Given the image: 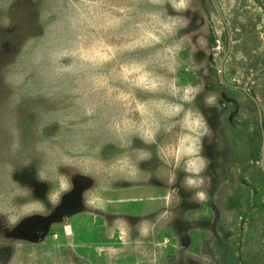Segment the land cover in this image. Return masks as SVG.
Wrapping results in <instances>:
<instances>
[{
  "label": "rangeland",
  "instance_id": "rangeland-1",
  "mask_svg": "<svg viewBox=\"0 0 264 264\" xmlns=\"http://www.w3.org/2000/svg\"><path fill=\"white\" fill-rule=\"evenodd\" d=\"M261 115L264 0H0V213L69 169L112 215L0 264H264Z\"/></svg>",
  "mask_w": 264,
  "mask_h": 264
},
{
  "label": "flooded vegetation",
  "instance_id": "flooded-vegetation-1",
  "mask_svg": "<svg viewBox=\"0 0 264 264\" xmlns=\"http://www.w3.org/2000/svg\"><path fill=\"white\" fill-rule=\"evenodd\" d=\"M240 89L243 90L247 96L252 94L242 87H240ZM249 98L251 97L249 96ZM260 119L261 127H263L264 121L262 124V120L264 119V116L260 117ZM262 133L264 135L263 131ZM66 171L67 172L64 173V176L66 177L67 183H65L63 188H60L61 191L55 199L52 198L54 188H52V186L47 182L34 180L32 185L27 186L31 198L41 205V209L39 211L25 215L23 213L18 215L14 214L13 217L11 215V211L0 213V250L11 249V247L16 244L14 242L16 240L30 241L37 239L36 241L38 243L36 245H43L45 242L44 239L47 240L50 237H55L57 240L60 239V242H62V240H66L67 244H69L68 240L71 239V245H74V241L77 239H82V241L87 242L88 245L94 246L98 243L99 235H106V229L98 225V223L105 220V226H108L107 222L110 218H112V215L92 206L89 201L90 194L95 190V187H97V185H95V180L92 178L91 174L82 175L77 173L75 170L70 171L69 169ZM124 183L130 185L131 183H135V179L131 181L125 180ZM121 187H125V185H121ZM17 198L19 201V197ZM141 200L147 202L151 199L141 198L140 201ZM133 201H137L139 206L140 202L138 199H133ZM21 202L24 201L20 200L19 203ZM214 208L217 213L216 215L218 216L220 212L217 207ZM78 215L88 217L92 223L87 224H90L92 228L94 225L95 229L93 228V230L96 231L93 236L89 237V241L83 237L80 225L77 226L74 223L75 219L79 217ZM212 229H215L216 231L215 225H213ZM78 230H80V233ZM19 243H21V245L29 244L24 242Z\"/></svg>",
  "mask_w": 264,
  "mask_h": 264
},
{
  "label": "water",
  "instance_id": "water-1",
  "mask_svg": "<svg viewBox=\"0 0 264 264\" xmlns=\"http://www.w3.org/2000/svg\"><path fill=\"white\" fill-rule=\"evenodd\" d=\"M217 1V0H216ZM227 24V23H226ZM230 38V37H229ZM249 96L252 98V100L256 103V105L258 106V109L260 110V112H261V108H260V104H259V102H258V100L252 95V94H249ZM261 117H262V115H261ZM263 151H264V149H263ZM214 231H215V229H214Z\"/></svg>",
  "mask_w": 264,
  "mask_h": 264
}]
</instances>
